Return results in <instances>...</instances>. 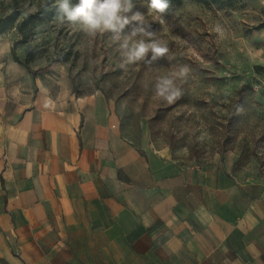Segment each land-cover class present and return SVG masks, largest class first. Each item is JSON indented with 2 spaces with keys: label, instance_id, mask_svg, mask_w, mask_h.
Returning a JSON list of instances; mask_svg holds the SVG:
<instances>
[{
  "label": "crops",
  "instance_id": "crops-1",
  "mask_svg": "<svg viewBox=\"0 0 264 264\" xmlns=\"http://www.w3.org/2000/svg\"><path fill=\"white\" fill-rule=\"evenodd\" d=\"M0 264H264V181L132 144L0 40Z\"/></svg>",
  "mask_w": 264,
  "mask_h": 264
},
{
  "label": "rangeland",
  "instance_id": "rangeland-1",
  "mask_svg": "<svg viewBox=\"0 0 264 264\" xmlns=\"http://www.w3.org/2000/svg\"><path fill=\"white\" fill-rule=\"evenodd\" d=\"M44 2L0 0V40L11 56L22 40L19 23ZM134 3L171 59L121 69L110 34L89 36L57 18L35 23L14 52L51 92L64 87L76 97L101 94L132 144L147 134L185 161H226L233 175L264 181V28L255 29L264 26V0H233L221 8L182 1L169 6L163 23L145 0ZM12 12L19 16L10 23ZM181 65L190 69L186 81H177L183 95L173 104L162 102L154 95L156 80Z\"/></svg>",
  "mask_w": 264,
  "mask_h": 264
},
{
  "label": "clouds",
  "instance_id": "clouds-1",
  "mask_svg": "<svg viewBox=\"0 0 264 264\" xmlns=\"http://www.w3.org/2000/svg\"><path fill=\"white\" fill-rule=\"evenodd\" d=\"M169 6V0H150L148 9L159 14L163 23V14ZM135 7L134 0H57L56 18L89 36L110 34L119 50L121 69L127 70L139 62L151 66L162 59H171L168 45L154 38L152 24ZM189 72L187 65H181L170 75L158 78L154 84L155 97L167 104L175 103L183 95L177 81H186Z\"/></svg>",
  "mask_w": 264,
  "mask_h": 264
},
{
  "label": "trees",
  "instance_id": "trees-1",
  "mask_svg": "<svg viewBox=\"0 0 264 264\" xmlns=\"http://www.w3.org/2000/svg\"><path fill=\"white\" fill-rule=\"evenodd\" d=\"M147 3H150V0H145ZM182 1H195L204 5L208 6H214L215 8H221L225 5L230 4L233 0H169V5L171 7H176L181 4ZM57 0H45L43 6L35 11L32 14L27 15L22 19V21L18 25V31L22 36V40L16 42L12 48H11V54L14 62L28 67V65L21 64V62L18 60L16 54H15V48L17 45H22L26 42L28 38L27 31H30L31 28L35 25V23L43 22V21H48L53 18H56V5L55 3ZM19 16L18 12H12L6 20L10 23H13L17 17ZM261 28H264V26H258L255 29L259 30Z\"/></svg>",
  "mask_w": 264,
  "mask_h": 264
}]
</instances>
